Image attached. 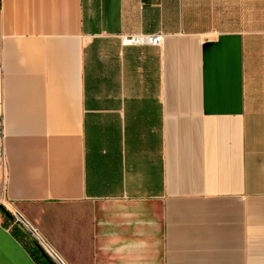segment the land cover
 I'll list each match as a JSON object with an SVG mask.
<instances>
[{
  "label": "crops",
  "instance_id": "obj_1",
  "mask_svg": "<svg viewBox=\"0 0 264 264\" xmlns=\"http://www.w3.org/2000/svg\"><path fill=\"white\" fill-rule=\"evenodd\" d=\"M0 184V264H264V0H0Z\"/></svg>",
  "mask_w": 264,
  "mask_h": 264
},
{
  "label": "built area",
  "instance_id": "obj_2",
  "mask_svg": "<svg viewBox=\"0 0 264 264\" xmlns=\"http://www.w3.org/2000/svg\"><path fill=\"white\" fill-rule=\"evenodd\" d=\"M163 36L160 34L156 35H145V36H130L128 38H124L122 40V44L124 46L128 45H153L158 46L162 43ZM2 191H3V185L0 184V207H3L5 209V202L2 197ZM15 222L20 224L34 239V241L42 248V250L49 256V258L55 263V264H65L61 258L58 256V254L54 251V249L48 244L46 240L40 237L38 231L30 226L27 222L20 221L17 219V217L14 215Z\"/></svg>",
  "mask_w": 264,
  "mask_h": 264
},
{
  "label": "water",
  "instance_id": "obj_3",
  "mask_svg": "<svg viewBox=\"0 0 264 264\" xmlns=\"http://www.w3.org/2000/svg\"><path fill=\"white\" fill-rule=\"evenodd\" d=\"M0 210H1L2 212H4L5 215H6L8 218L13 219V218L11 217L10 213L7 212L3 207H0ZM15 223H16V222H15ZM16 226H17V228L20 229L23 233H25L24 230L22 229V227L20 226V224L16 223ZM25 235L30 239V241L32 242V244H33V245L39 250L41 256L44 258V260H45L48 264H55V263L49 258V256H48V255L42 250V248H41V247H40V246H39L34 240H32V239L29 237V235H28L27 233H25Z\"/></svg>",
  "mask_w": 264,
  "mask_h": 264
},
{
  "label": "trees",
  "instance_id": "obj_4",
  "mask_svg": "<svg viewBox=\"0 0 264 264\" xmlns=\"http://www.w3.org/2000/svg\"><path fill=\"white\" fill-rule=\"evenodd\" d=\"M26 243H27V247L29 249L30 254L32 255V257L35 259L37 264H48L44 258L41 256L39 250L31 243V241H28V239H26Z\"/></svg>",
  "mask_w": 264,
  "mask_h": 264
}]
</instances>
